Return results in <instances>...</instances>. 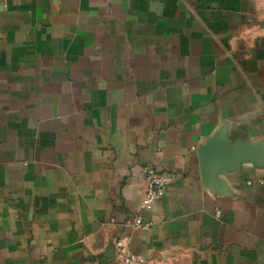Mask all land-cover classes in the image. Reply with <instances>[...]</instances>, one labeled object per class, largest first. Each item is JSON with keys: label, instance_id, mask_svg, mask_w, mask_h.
Segmentation results:
<instances>
[{"label": "crops", "instance_id": "1", "mask_svg": "<svg viewBox=\"0 0 264 264\" xmlns=\"http://www.w3.org/2000/svg\"><path fill=\"white\" fill-rule=\"evenodd\" d=\"M122 235L264 264V0H0V264H121Z\"/></svg>", "mask_w": 264, "mask_h": 264}, {"label": "built area", "instance_id": "2", "mask_svg": "<svg viewBox=\"0 0 264 264\" xmlns=\"http://www.w3.org/2000/svg\"><path fill=\"white\" fill-rule=\"evenodd\" d=\"M146 189L142 203L139 205V211H149L154 203L159 201L166 193L173 176L168 172H161L154 167L148 166L144 168ZM150 223L142 220L140 215L136 213L127 221L125 226L132 230L147 229ZM129 237L122 235L115 240V249L120 258L121 264H134L135 259L128 251Z\"/></svg>", "mask_w": 264, "mask_h": 264}]
</instances>
